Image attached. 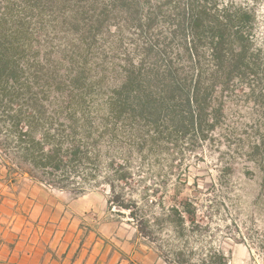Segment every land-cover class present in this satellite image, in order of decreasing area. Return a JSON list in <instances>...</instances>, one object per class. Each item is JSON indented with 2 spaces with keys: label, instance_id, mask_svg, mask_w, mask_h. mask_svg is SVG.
I'll use <instances>...</instances> for the list:
<instances>
[{
  "label": "rangeland",
  "instance_id": "374dc122",
  "mask_svg": "<svg viewBox=\"0 0 264 264\" xmlns=\"http://www.w3.org/2000/svg\"><path fill=\"white\" fill-rule=\"evenodd\" d=\"M0 37L16 71L4 85L10 107L60 111L38 122L36 139L63 131L54 145L85 152L39 173L0 122L4 213L25 215L33 197L86 201L90 216L119 225L121 240L135 233L138 254L164 262L130 213L152 221L188 200L199 209L186 225L190 250L264 264V0H0ZM169 73L191 101L192 125L179 88L165 89ZM139 92L167 107L157 121L130 115Z\"/></svg>",
  "mask_w": 264,
  "mask_h": 264
},
{
  "label": "trees",
  "instance_id": "16d2710c",
  "mask_svg": "<svg viewBox=\"0 0 264 264\" xmlns=\"http://www.w3.org/2000/svg\"><path fill=\"white\" fill-rule=\"evenodd\" d=\"M196 26L195 24L192 30H194V36L196 35L198 37ZM2 39L0 37V115L2 116L0 119L2 121L0 122L4 123L6 120L9 124L8 141L16 143L15 155L21 162L32 167L33 170L45 175L47 172L45 170L48 168L61 170V167L66 161L70 162L72 159L80 157L81 153L85 156V152H81L79 147H71L64 152L61 149V144L54 145L55 140L59 141L61 138H64L63 131H60L56 135L42 132L39 135L40 139H36L37 132L35 131V127L38 122H43L46 117H60L62 114L60 111L48 113L45 107L36 103L23 108L19 107L14 109L10 107L14 105L15 93L14 91L6 92L4 85L9 80H16V71L12 66L11 60L8 58L10 51L6 48ZM222 43L223 39L221 38L217 44L221 45ZM213 50L215 52L217 50L216 47ZM241 61L242 54H239L235 57L233 66L237 68L241 64ZM166 79L165 89L167 91L173 92L179 88L182 97L181 100L189 113L187 120L192 125V116L189 110L191 101H189L187 93L183 90V87L180 89L179 86L175 85V79L171 73L168 74ZM200 86L201 79L198 77L195 81V95L200 94ZM194 100L195 102L200 101L197 96ZM133 102L136 104V107L130 111V115L137 116V118L141 119L151 118L153 121H157L162 111L167 108L165 105L157 104L160 102L151 101V98L142 94V92L135 95ZM64 116L72 119L70 115ZM184 122L185 120L177 123L173 122L174 127L176 129L185 128L186 125ZM6 146L7 149L11 148L10 144H6ZM55 180L57 179H49L48 177V182L46 183L60 190H80L79 188L65 185L64 179H61V181ZM198 210L194 203L187 200L182 202L181 206L172 207L164 217L153 218L152 221L144 219L143 217L138 219L133 212L130 213V216L136 221V228L140 235L152 242L160 243L157 250L166 264H229L228 257L219 249L209 248L205 251L194 252L183 242L184 238L187 239L185 234L187 230L186 225L187 223L194 224L196 222Z\"/></svg>",
  "mask_w": 264,
  "mask_h": 264
},
{
  "label": "crops",
  "instance_id": "0c3cea01",
  "mask_svg": "<svg viewBox=\"0 0 264 264\" xmlns=\"http://www.w3.org/2000/svg\"><path fill=\"white\" fill-rule=\"evenodd\" d=\"M22 210L8 215L0 207V264H122V255L126 264H165L137 253L135 233L121 240L119 225L98 211L90 216L86 201L33 197Z\"/></svg>",
  "mask_w": 264,
  "mask_h": 264
}]
</instances>
